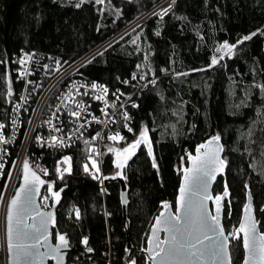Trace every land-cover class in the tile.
<instances>
[{
  "label": "trees",
  "instance_id": "obj_1",
  "mask_svg": "<svg viewBox=\"0 0 264 264\" xmlns=\"http://www.w3.org/2000/svg\"><path fill=\"white\" fill-rule=\"evenodd\" d=\"M159 1L104 0L97 4L96 0H84L76 8L74 5L79 0H0V122L6 123L22 90L23 80L15 73L13 64L17 53L23 49L36 50L72 62ZM116 8L122 13L118 18ZM259 27H264V0H176L162 19L154 16L137 25L69 76L96 80L110 91L117 88L127 91L129 87L123 81L133 73L140 79L141 75L153 78L155 72L156 84L135 96L137 107L129 106L133 117L129 126L137 135L147 126L158 167H153L144 144L124 165L131 223L128 245L120 182L114 175L116 156L107 151L109 146L123 147L125 142H104L102 161L104 174L109 178L101 184L83 170L89 155L84 143L87 136L64 146H40L34 133L26 158H40L51 178L57 175L56 162L64 155L72 157L71 173H65L58 182L53 181L56 188L64 190L57 228L67 233L75 248L69 252L67 264H127L128 256L135 257L137 264H150L143 249L147 247L154 217L163 210L161 201H169L175 208L183 168L189 164L187 154H194L196 145L216 133L220 134L223 158L228 162L226 172L218 178L213 190L214 195L222 193L227 183L224 227L227 233L233 231V226L239 227L247 191L251 190L264 233V166L261 165L264 164V98L258 87L264 83V35L258 33L237 45L235 55L224 56L211 68L206 67L219 43L224 40L235 43L240 36ZM156 30L159 35L155 34ZM164 68L169 71L162 72ZM8 77H11L10 86L6 82ZM43 87L42 83L41 88L30 93L17 144L24 138ZM94 106L97 107L96 103ZM122 135L128 141L134 138L127 129ZM17 152L18 146L11 148L7 168ZM87 162L91 168V161ZM252 164L256 167H251ZM75 206L80 208L79 219L75 216ZM83 236L89 238L87 247L92 252L81 243ZM230 251L232 264H242L245 252L241 234L230 237Z\"/></svg>",
  "mask_w": 264,
  "mask_h": 264
},
{
  "label": "snow or ice",
  "instance_id": "obj_2",
  "mask_svg": "<svg viewBox=\"0 0 264 264\" xmlns=\"http://www.w3.org/2000/svg\"><path fill=\"white\" fill-rule=\"evenodd\" d=\"M103 2L104 0H96L97 4ZM83 3L84 0H79L74 6L79 8ZM175 3L176 0H170L166 7H161L158 11H153L152 15L159 16L162 19L172 10ZM115 13L118 18L122 14L121 9L116 8ZM258 33L264 35V27L256 28L255 31L240 36L235 43H229L228 40L222 41L217 45L215 53L211 56L210 63L206 67L211 68L213 65L219 63L224 56L230 57L235 55L237 45L243 44V42L250 40ZM155 34L159 35V30H156ZM132 42L135 43V41ZM137 51H140V49L138 48ZM144 56L147 61L148 54L146 52ZM25 57L30 59L31 54L25 53ZM19 63L24 64L25 59L21 57ZM65 63L67 62L65 61ZM55 64L57 68L60 67L59 60H56ZM44 67L47 68L48 66L45 65ZM140 67L141 65L138 64L137 68ZM161 71L167 72L169 69L164 68ZM174 75L179 76L182 74L174 73ZM152 76L153 78L148 83L155 85L158 78L155 76L154 71ZM136 78L137 74L133 73L132 79ZM143 78L144 76L141 75L140 79ZM123 83L127 84L129 81L124 80ZM89 87L92 89L99 88L104 94L108 92L106 85H100L96 82L91 83ZM258 87L261 97L264 98V83L259 84ZM84 94L86 95L87 92ZM8 95H12L11 87L8 88ZM113 95L115 99L112 101V104L115 106L116 99H119V95L123 94L117 89ZM94 99L101 100L104 99V96L96 95ZM75 103L77 104V108L70 112V116L77 118V120L83 119L84 123H88V117L86 115L87 105L82 101H76ZM137 106L133 104V107ZM123 107V104H121L120 108L123 109ZM53 115L55 116V113ZM121 115L125 121L123 127L128 132L133 133L134 138L128 141L120 131L110 132L107 136L108 140L125 142L123 147L109 146L107 148L108 152L114 153L116 156L114 163L117 171L114 175H123L122 169L127 159L135 154L141 144L147 146V153L152 157L153 167H158L155 156L153 155L152 143L149 138L147 126L142 127L137 135L135 130L127 122L131 119L127 111H122ZM91 118L93 120L98 119L94 115ZM16 123V121H13V127H15ZM47 123L50 128L53 127L51 120L47 121ZM3 127L4 124L0 123V129ZM55 130L56 132H60L59 128ZM77 131H79V128ZM251 134V129H249V137ZM73 135L74 133L71 131L65 139H60L55 135H49L48 141L52 146H64L66 143H71L69 138ZM97 137H101L100 132H97L89 140L84 141L85 145H90V147L88 148L89 155L87 156V160L83 164V170L85 173H90L94 179L103 184V181L109 177L103 176L101 173V161L99 157L103 153L95 144H92V141H95ZM35 138L38 141L42 140V137L39 135ZM220 139V134L216 133L206 141L195 146V155L192 152L187 154V159L191 161V166L183 168V180L180 183L179 195L176 197V211H170L171 205L169 201H161L164 210L158 216L154 217L155 223L151 225V235L147 237V247L143 249V252L147 253L150 264H231L228 251V238L229 236L239 237L241 233L243 234V247L247 251L244 264H264V233H258L257 231V221L253 218L251 212L252 197L250 192L248 194L249 202L244 204V219L239 222V227L233 226V231L226 234L221 224V202L229 194L227 183H225L222 193L213 195L210 192L212 181L215 180L218 173L224 172L225 166L228 163L227 159L221 156L224 145L219 143ZM4 140L5 137L0 135V141ZM61 161L67 165L63 171H61L60 167ZM71 161V156L64 155L60 161L56 162L55 173L59 174L61 179L65 172L71 173ZM87 161H91V168ZM14 164L15 162L13 161ZM251 167L255 168L256 165L252 164ZM3 168L4 164L0 163V170ZM22 168V182L19 188L15 190V194L5 200L4 193L0 192V203L6 205V249L10 254L11 264H45V260L49 256L56 261V264H64V253L61 250L70 247L67 234L57 232L55 237L57 243L54 245L49 243V225L55 224L56 220L54 213L52 211H44L43 207H49L47 201H49L50 197L47 194L42 196L43 201H45V205L43 206L38 205L35 199L40 194V187L44 184H48L47 192L51 193V198H55L56 201H59L63 189L54 191L52 187L53 181H45L42 179L37 171L30 166L27 158L23 161ZM177 170L179 171L180 169ZM43 172L46 173L47 169H43ZM0 175H3V172H0ZM7 175L10 178L11 172H8ZM4 187L6 188L7 185L5 184ZM103 190L101 189V191ZM209 201H214L215 203V214L208 207ZM51 207H54V204ZM75 216L77 219L80 217L78 208L75 209ZM161 230L165 233L163 238L159 235ZM88 239L87 236H83L81 243L86 246L88 252H92L93 249L87 247ZM125 251L128 252L129 249L126 247ZM127 264H137L136 258L128 256Z\"/></svg>",
  "mask_w": 264,
  "mask_h": 264
},
{
  "label": "built area",
  "instance_id": "obj_3",
  "mask_svg": "<svg viewBox=\"0 0 264 264\" xmlns=\"http://www.w3.org/2000/svg\"><path fill=\"white\" fill-rule=\"evenodd\" d=\"M169 2L170 0H160L159 3L151 6L128 23H125L121 28L109 35L102 43L91 48L72 62H68L61 56L52 53H49L48 55H42L36 50L26 51L23 49L13 57V64H15L14 71L18 74L19 78L23 80V85L21 92H19L20 95L18 99L13 104L6 123L5 121L0 122L4 124V127L0 129V135L5 137L4 141H0V163L4 164V168L0 170V172H3V175H0V192L4 193L5 200L14 195L19 184L23 170V161L26 159V152L31 139L34 136V133L35 136L39 135L42 137V140H36L38 145L49 146L51 145L48 141L49 135H55L60 139H65L68 137V133L71 131L74 133V135L69 138L72 142L84 135L87 136L89 140L91 137L95 136L97 132H100L101 137H97L95 141H92V144H95L96 147L102 152L104 142L108 140L107 136L110 132L120 131L122 134L123 130L126 129L123 127L125 121L121 115V112L124 110H126L131 117V119L127 121L130 125L133 117L129 110V106L133 107V104H137L135 96H139L144 89L148 88L150 85H153L148 83V81L152 78L144 77L143 79H132L131 76V78L127 79L129 81V83H127L129 87L127 91L122 88H117L123 95H119V99H116L115 106H113L112 101L115 99L113 94L116 93L117 89L113 91L108 89L107 94H104L99 88L92 89L89 87V85L93 82L102 85L98 81H89L79 78L71 79L69 76L78 70L83 64H85L86 61L88 62L102 50L111 45L119 37L125 33H128L142 22L154 17V15H152L153 11H158L159 8L166 7ZM25 53L31 54V58L29 59L28 57H25ZM21 57L25 59L24 64L19 63V59ZM56 60L60 61L59 68L56 67ZM65 61L67 63H65ZM1 63L2 62L0 59V65ZM45 65L48 67H44ZM21 73H23V75H21ZM134 81H136V85H134ZM42 83L44 84V87L43 89H40V95L33 108L24 138L22 136L20 143L17 144V140L23 125V113L28 107L27 105L30 99V93L32 89L38 90V88H41ZM85 92H87L86 95L84 94ZM96 95H103L104 99L96 100L94 99V96ZM21 97H23V99H21ZM51 98L52 100L50 102ZM90 98L94 100H90ZM76 101H82L87 105L86 115L88 117V123H84L83 119L77 120V118L70 116V112L77 108V104L75 103ZM94 103H96L97 107L94 106ZM121 104L124 106L123 109L120 108ZM57 105H59V107H57ZM53 113H55V116ZM93 115L98 117V119L93 120L91 118ZM49 120L52 122V128H50L47 123ZM13 121L17 122L15 127H13ZM81 125H83V127H81ZM56 128H59L60 132H56ZM78 128L79 131H77ZM67 144L69 143H66V145ZM17 146L18 152L14 160H12L11 166L7 168L8 162L10 160L11 148ZM89 147L90 145L88 148ZM99 159L101 161V173L103 176H105L102 156L99 157ZM13 161L15 162L14 165ZM28 161L37 172L46 177L49 181L51 176L48 174V171L46 173L43 172V169L47 168L40 158L33 157L30 160L28 159ZM60 167L61 171H63L67 165L61 161ZM8 172H11L10 178L7 175ZM51 180L58 182L60 180L59 174L55 175L53 178H51ZM103 183H105V180ZM5 184L7 185L6 188L4 187ZM45 194L50 197L49 201H47V205H49V207L43 208L49 209L51 208V205H53V198H51V193L47 192V186L42 189L39 197L41 206L45 205V201L42 199V196ZM76 208H78L80 211L78 206H75V209ZM5 229L6 205L4 203H0L1 264H8Z\"/></svg>",
  "mask_w": 264,
  "mask_h": 264
},
{
  "label": "water",
  "instance_id": "obj_4",
  "mask_svg": "<svg viewBox=\"0 0 264 264\" xmlns=\"http://www.w3.org/2000/svg\"><path fill=\"white\" fill-rule=\"evenodd\" d=\"M219 143L223 144V142H222L221 140L219 141ZM193 155H195V153H194ZM221 156L223 157V152L221 153ZM29 164H30V162H29ZM30 166H31V164H30ZM190 166H191V161H189V164H188L187 167H190ZM226 169H227V164H226V166H225V170H224V172H223V173H218L217 176H216V178H215V180L212 181V183H211V187H210V192H211L213 195H214V191H213V190H214V186H215V184H216L218 178L226 172ZM34 170H35V169H34ZM122 172H123V169H122ZM37 173L41 176L42 179H44L45 181H48L46 177L42 176L39 172H37ZM22 176H23V170H22L21 178H20V181H19V184H18L17 188H19L20 183L22 182ZM115 180H117V181L120 182V201H121V206H122V210H123V224H124V226H125V228H126V232H127V243H128V245H130V244H131V237H130V224H131V223H130L129 216H128V204H129V194H128V189H127V185H126V183H125V181H124V179H123V175H122V176H117V177H115ZM182 180H183V176H182L181 181H182ZM105 182H107V179L105 180ZM46 186L48 187V184H44V185H42V186L40 187V190H39L40 194H41L42 189H43L44 187H46ZM52 187H53V190H54V191H56V190H60V189H63L62 187H61V188H56V186H54L53 184H52ZM17 188H16V189H17ZM63 191H64V190H63ZM63 191H61L59 201H56L55 198H53V204H54V207H51V208H49V209H45V208H43L44 211H52V212L54 213V215H55L56 223H55V224H50V225H49V233H50V235H49V243H50V244H53V245L57 243V240H56V238H55L57 232H59V233H66V232H62V231H60V230L57 228V212H58V208H59V206H60V204H61V202H62V200H63V197H64V195H63ZM249 192L251 193V190H248V191H247V200H246V203L249 202V201H248V194H249ZM14 194H15V193H14ZM40 194L37 195L36 198H35L36 201H37V204H38V205H40V202H39ZM122 194H123V196H122ZM178 195H179V193H178ZM251 197H252V199H251V204H252L251 212H252V216H253V218L257 221V231H258V233H262V232H261V229H260V221H259L258 218H257L256 207H255V204H254V197H253L252 193H251ZM125 201H126V203H125ZM221 203H222V208H221V224L223 225V228H224V230H225V233L227 234V231H226V229H225V227H224V223H223V214H224V203H225V197H224V199L222 200ZM170 205H171V204H170ZM208 207H209V209L212 211V213L215 214V203H214L213 201H209V202H208ZM163 210H164V208H163ZM163 210H162V211H163ZM170 211L175 212V211H176V206H175V208H173V206L171 205ZM244 215H245V213H244V208H243V212H242L241 220L244 219ZM241 220H240V221H241ZM153 223H155V220H154ZM53 230H55V231H53ZM66 234H67V233H66ZM149 235H151V228H150V231H149ZM149 235H148V236H149ZM159 235L161 236V238H163V236L165 235V233L161 230V232L159 233ZM241 236H242V241H243V234H242V233H241ZM67 237H68V239H69V241H70V247H68V248H64V249L61 250V251L64 253V264H67V263H68V254H69V252H70V251H73V250L75 249L74 247H72V245H71V240H70V238H69L68 235H67ZM230 237H231V236H229V238H228V239H229V243H228V251H229V254H230L231 264H232V256H231V251H230ZM243 248H244V247H243ZM244 252H245V253H244V259H245V256L247 255V251L244 249ZM244 259H243V261H242V264H244ZM8 264H11L10 254H9V253H8ZM45 264H56V261H55L54 259H52L51 256H49V257L45 260Z\"/></svg>",
  "mask_w": 264,
  "mask_h": 264
},
{
  "label": "rangeland",
  "instance_id": "obj_5",
  "mask_svg": "<svg viewBox=\"0 0 264 264\" xmlns=\"http://www.w3.org/2000/svg\"><path fill=\"white\" fill-rule=\"evenodd\" d=\"M6 82H7V85L8 86H10V83H11V77H8L7 79H6ZM18 99V98H17ZM14 104V103H13ZM261 165L262 166H264V164L263 163H261ZM214 202V201H213ZM106 211V210H105Z\"/></svg>",
  "mask_w": 264,
  "mask_h": 264
}]
</instances>
